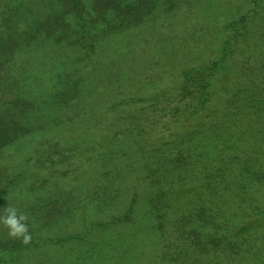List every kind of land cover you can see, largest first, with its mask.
<instances>
[{"label":"trees","instance_id":"16d2710c","mask_svg":"<svg viewBox=\"0 0 264 264\" xmlns=\"http://www.w3.org/2000/svg\"><path fill=\"white\" fill-rule=\"evenodd\" d=\"M182 1L0 0V82L7 77L10 68L21 65L18 62L21 55L32 54L38 42L72 49L79 55L80 62L89 63L101 40L154 20L161 14L167 15L178 8ZM191 1L198 0H184V4L188 6ZM227 1L228 6L237 4L235 10L227 16L229 19L225 14L218 16L217 12L209 14L206 10L204 12L210 16L205 17L197 13L198 9L190 10V14H197L185 28L193 31V34L197 33L198 40H203V45L210 47L213 52L205 55L204 62L185 67L181 72L177 91L180 96H184V112H178L179 105L174 115L184 117V121L193 119L194 122L186 125L178 137L170 135L167 150L161 146L155 147L156 144L165 143L161 134L166 129L153 130L155 137L149 149L144 148L143 140L133 143L125 141L123 143L127 144L124 145L114 141L115 137L129 140L118 129L124 120L119 115L128 111L126 107L117 112H110V108H106L102 113L99 108V116H94V120L105 124L102 125L104 130L98 128L95 134L102 133L101 142H97L98 149L92 145L94 135L89 138L88 149L92 152L101 151L94 155L96 164L103 163L104 167L105 163L113 160L118 162L120 159L123 163L142 162V167L137 168L138 171L146 169L143 178L147 185V196L142 208L149 217L156 218L155 226L166 229L168 227L163 224L161 213L166 209L171 211L174 217L169 228L174 244L170 254L182 264L184 259L194 260L193 264H225L231 256L242 251V255H250V252H244L247 247L242 248L238 240L250 230L264 231V208L260 205H245L246 198H250L251 194H247L249 183L261 184L264 188V0ZM238 2L241 4L240 10ZM211 16L215 18H208ZM99 87L102 86L99 84L88 88L81 81L67 83L58 91L57 96L56 92L48 93L50 101L47 105L52 106L56 100L58 108L67 109L69 100L62 99L66 93L72 91L80 94L87 91L93 94ZM130 99L133 98L123 99L122 105L136 103ZM143 99L139 102L161 100L157 97ZM6 102L0 106V152L8 145L20 143L22 138L32 133L29 119L34 110L39 109L36 103L19 93ZM115 117H118L116 120L119 125L110 122ZM127 119L135 122L137 117L130 114ZM199 126L202 131L197 130ZM71 128L67 129L72 131L74 139L82 136ZM63 129L65 127L59 131L64 133ZM200 134L203 136L201 140L194 141ZM45 141L49 142L48 139ZM236 145L239 151L233 152ZM39 146H43V143H39ZM24 148L27 149V146ZM28 148L22 150H25V159L21 168L0 165L2 215H7L9 207L6 198L16 189L25 186L31 174V157L42 149L36 145ZM46 148L43 154L37 155V162L42 165H45L51 154L49 146ZM79 151L72 155L78 156ZM151 159L156 161L146 163ZM205 164L210 165V169L206 167L195 177L188 173L193 167L201 168ZM111 172L114 173L115 169L108 175ZM188 179L198 183L194 189L188 188ZM103 180L101 176L99 182ZM112 183L106 177L101 186L110 190ZM93 184L94 188L100 187L98 181ZM58 204L64 208L59 212V219L55 211V205ZM75 208L74 205L67 208L63 196L61 199L48 197L42 206L28 207L29 218L42 220L40 228L45 236L30 233L31 239L27 243L10 236L8 228L0 222V264H8L12 256L48 243L81 240L98 226H103L94 221L82 232L57 236V229H61L67 216L68 219L74 216L71 211ZM134 210V204H129L122 217L113 218L112 223L129 222ZM237 219L238 224L229 227ZM186 241L189 245L185 248ZM212 254L217 258L215 261L210 257ZM254 262L264 264V257L256 256Z\"/></svg>","mask_w":264,"mask_h":264},{"label":"rangeland","instance_id":"374dc122","mask_svg":"<svg viewBox=\"0 0 264 264\" xmlns=\"http://www.w3.org/2000/svg\"><path fill=\"white\" fill-rule=\"evenodd\" d=\"M227 2L198 0L187 6L183 0L178 8L167 15L161 14L154 20L101 40L93 60L89 63L80 62L79 55L72 49L56 47L52 43L42 41L36 44L32 54L27 56V53H24L20 56L18 62L21 65L18 68L9 69L7 77L0 82V106L4 102L7 104L6 101L19 93L36 103L39 109L34 110L32 118L29 119L32 133L22 138L20 143L8 145L0 152V165L8 164L21 168L25 159L23 152L28 150V147L36 145L42 149L40 153H36L35 149L36 154L31 157L33 159L29 163L31 174L28 175L25 186L9 194L6 205L15 207L27 216L25 223L28 225L29 233L34 236H45L41 233L43 229L40 228L42 220L29 218L27 208L42 206L48 197L61 199L63 196L67 208L72 205L76 207L71 211L74 216H70L69 219L67 216L64 225L60 226L61 229H57V236L82 232L94 221L103 226H98L81 240H68L60 244L48 243L35 250L14 255L8 264L179 263L178 259H173L170 254L174 244L169 228L174 217L171 211L166 209L161 213L163 224L168 227L166 229L155 226L156 218L149 217L142 208L147 196V185L143 178L146 169L141 171L137 169L142 167V162L123 163L120 159L118 162L113 160L111 163H105L104 167L103 163L96 164L94 155L101 151L92 152L88 149L89 138L94 135L95 141L92 145L98 149L97 142H101L102 133L95 134L98 128L104 130L102 125L105 124L96 123L94 120V116H99V108L102 113L106 108H110V112H117L126 107L128 111L119 113L120 118L124 120L120 122L122 125L118 129L129 140L115 137L114 141L122 144L125 141L133 143L143 140L144 148L149 149V144L155 137L153 130L166 129V132L161 134L165 143L156 144L155 147L161 146L167 150L170 135L178 137L186 125L194 122L193 119L184 121V117L178 118L174 115L179 105L178 112L180 114L184 112V96H180L177 91L181 72L185 67L204 62L205 55L213 52L210 47L206 48V45H203L202 39L198 40L197 33L193 34L194 32L185 26L197 13L206 17L208 15L204 12L206 10L209 14L217 12L218 16L225 14L227 17L237 5L228 6ZM240 5L238 2L239 10ZM194 9H198L197 13L190 14V10ZM212 48L215 46L212 45ZM74 81H81L88 88L99 84L102 87L93 94H88L87 91L80 92L81 95L72 91L66 93V97L62 99L69 100L67 109L58 108V102L54 98L55 103L50 107L47 105L50 101L49 92H56L57 96L61 88ZM50 88L54 89L49 90ZM152 97L161 100L139 102L140 99L149 100ZM126 98H133L130 100L136 103L122 105V100ZM130 114L137 117L135 122L127 119ZM117 118L110 122L112 124L117 122L119 125ZM63 127L64 133L59 131ZM70 127L83 137L74 139L72 131L67 129ZM197 130L203 129L199 126ZM202 137L200 134L193 140H201ZM47 139L49 142L45 141ZM39 143H43V146H39ZM124 144L127 143L122 145ZM26 146L27 149L24 148ZM47 146L51 153L50 158L42 165L37 162V155L43 154ZM23 149L25 150L22 152ZM78 149L81 150L79 155H72ZM237 150L236 145L232 151ZM155 161L156 159H151L146 163ZM206 167L210 169L211 166L208 164L201 168L195 166L188 173L195 177L199 175V171L202 173L206 170ZM114 169L115 172L108 175ZM101 176L104 180L108 177L113 181L110 190L101 186L104 181L99 182ZM96 181L100 184L99 188H94L93 183ZM186 182L190 189H194L198 184L192 183L191 179ZM247 186V194H251L250 198H246L245 205L251 207L260 205L264 208L263 186L252 183ZM131 203L135 208L131 220L122 224L112 223L113 218L122 217V213ZM62 208L60 204L55 205L58 219L61 218L59 212ZM238 222L239 219L235 223H230L229 227ZM238 241L242 248L247 247L244 252H250V255H242V251L231 256L225 264H256L254 262L256 256L264 257V231L250 230ZM188 245L187 241L184 242L185 248ZM202 256L204 257V254ZM210 257L213 261L217 259L214 254ZM193 261L184 259V264H193Z\"/></svg>","mask_w":264,"mask_h":264},{"label":"clouds","instance_id":"9594fccd","mask_svg":"<svg viewBox=\"0 0 264 264\" xmlns=\"http://www.w3.org/2000/svg\"><path fill=\"white\" fill-rule=\"evenodd\" d=\"M27 219V216L23 213L18 214L15 207H8L6 216L0 214V222L8 228L9 235L13 237H21L25 243L31 239L28 225L25 223Z\"/></svg>","mask_w":264,"mask_h":264}]
</instances>
